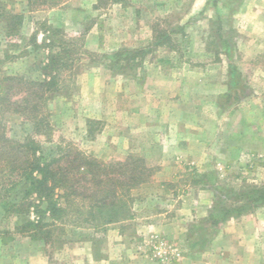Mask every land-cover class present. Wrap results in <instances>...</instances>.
<instances>
[{"label":"rangeland","instance_id":"rangeland-1","mask_svg":"<svg viewBox=\"0 0 264 264\" xmlns=\"http://www.w3.org/2000/svg\"><path fill=\"white\" fill-rule=\"evenodd\" d=\"M26 2L0 0V78L56 75L60 89L45 107L55 141L105 162L140 156L161 180L176 173L173 188H144L151 178L135 187L130 212L147 203L153 214L175 210L177 200L178 213L167 214L178 219L182 237L157 230L137 235L130 225L125 233L135 238L133 248L155 264H178L210 248L218 234L231 238L227 222L240 235H255L242 222L264 223V206L213 221L244 200V192L264 185V20L242 14L264 1L123 0L94 8L96 0H60L33 11ZM10 14H20L21 23L8 35ZM34 53L28 66L20 63L26 70L8 73L11 61ZM229 64L245 87L233 88L226 100ZM4 117L21 134L19 116ZM243 131L246 142L238 138ZM175 188L188 192L174 198ZM2 216L0 209V264H78L70 262L76 243L91 237L98 253L106 232V226L67 225L45 245L14 230L24 216ZM160 241L179 255L160 260Z\"/></svg>","mask_w":264,"mask_h":264},{"label":"trees","instance_id":"trees-1","mask_svg":"<svg viewBox=\"0 0 264 264\" xmlns=\"http://www.w3.org/2000/svg\"><path fill=\"white\" fill-rule=\"evenodd\" d=\"M59 1L27 0L26 3L28 10L33 11L57 5ZM122 1L96 0L93 7H106ZM9 17L8 35L15 32L21 23L20 14H10ZM161 38H166V35ZM51 61L57 62L55 57ZM114 62L117 67L115 59ZM228 73L229 87L221 95L226 100L230 98L229 93L233 88L240 85L245 87L238 81L239 72L233 64H229ZM59 89L55 74L41 80L24 74L0 78L2 217L24 216L26 219L16 224L14 230L23 236L42 240L45 245L52 242L67 225L104 228L108 224L132 218L131 191L152 175V169L140 156L129 155L123 160L105 162L69 143L56 142L50 114L45 107L52 94ZM13 95L17 96L12 98ZM8 111L19 116L21 134H17L13 130L15 125L4 117ZM244 193L242 195L246 198L237 199L238 204L234 207L221 208L222 212L213 221L214 225L228 217H237L264 206V185L255 186Z\"/></svg>","mask_w":264,"mask_h":264},{"label":"crops","instance_id":"crops-1","mask_svg":"<svg viewBox=\"0 0 264 264\" xmlns=\"http://www.w3.org/2000/svg\"><path fill=\"white\" fill-rule=\"evenodd\" d=\"M242 14L249 17L248 19L254 21L264 20V2H259L258 5L254 4V8L250 11L248 9L246 11L244 10ZM38 42H40L39 38ZM33 55H35V53L28 54L27 56L21 58H15V61L20 62L11 61L9 63L10 66H8L10 68L8 73L26 70V66H21L20 63L22 62L28 66L31 60L34 61ZM255 93L257 92L255 91ZM252 97H255V94ZM263 111L264 110L259 109V113ZM246 113L247 114L245 115L244 112L245 117L249 118L251 112ZM246 133L247 132L243 131L238 135L240 141H247V138L245 139V137H249L250 135ZM242 147H244V145H242ZM171 158H168V160ZM174 161V158H172L171 162L173 164L175 163ZM159 163L160 162H158V164ZM157 171H159V168ZM175 174L174 176L172 175L169 180H161L157 174H155L151 177L150 182H147V184L144 185V188L146 186L148 187V184L150 185L152 183H154L155 186L157 184L165 183L167 186L173 188L174 184L171 183L174 182L170 183V180H173L172 177H176ZM175 189L176 191L173 190L172 196L178 199L181 197L182 192L184 194L188 192L187 190L185 191L181 188ZM155 194L156 193L154 192V195ZM154 198L157 199L158 197L154 196ZM158 200L159 202H162L161 198ZM174 201L177 204L174 203L172 206L173 208L177 207V209H166L154 214L146 209V207H150L151 204L147 203V205L144 204L143 206H137V209L133 212L130 220L125 222H115L106 226L102 247L98 253L94 252V242L92 238L87 237L79 243H76L74 249L79 250L73 252L70 257V262H78V264H155V262L150 260L144 254L138 253L135 248H133L135 238H129L125 233V230L126 227L132 225L138 233L137 235L145 233L148 230H157L172 236L178 235L181 238L183 233L180 231H183V227L179 224V222H177L178 219L176 217H168L167 214L170 213L171 215L173 211L175 212V215L178 213V202L177 200ZM190 217L195 218L196 216L191 215ZM232 224L233 223L231 222H227L226 224L227 227L234 229L230 230V235H232L231 238L222 237V233L220 235L218 234V236L212 240V246L210 245V248L206 247L200 252L190 253L186 255L178 264H264V236L257 235L262 233L264 234L263 221L255 223L251 220H243L242 224L248 227V233L251 234L254 232L255 234L246 236L240 235V229L231 227ZM253 225H257V227H254ZM261 229L263 231L262 233H260ZM68 264L70 263L68 262Z\"/></svg>","mask_w":264,"mask_h":264},{"label":"built area","instance_id":"built-area-1","mask_svg":"<svg viewBox=\"0 0 264 264\" xmlns=\"http://www.w3.org/2000/svg\"><path fill=\"white\" fill-rule=\"evenodd\" d=\"M155 253L160 260L165 261L168 257L178 256L179 250L174 246L167 245L165 242L160 241L156 247Z\"/></svg>","mask_w":264,"mask_h":264}]
</instances>
